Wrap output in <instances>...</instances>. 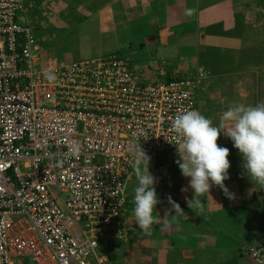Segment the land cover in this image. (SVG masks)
I'll return each mask as SVG.
<instances>
[{
  "label": "built area",
  "instance_id": "1",
  "mask_svg": "<svg viewBox=\"0 0 264 264\" xmlns=\"http://www.w3.org/2000/svg\"><path fill=\"white\" fill-rule=\"evenodd\" d=\"M25 1L0 0V264H110L129 235L130 150H176L172 120L197 111L207 72L144 82L116 55L43 58ZM248 251L261 264L264 240Z\"/></svg>",
  "mask_w": 264,
  "mask_h": 264
},
{
  "label": "crops",
  "instance_id": "2",
  "mask_svg": "<svg viewBox=\"0 0 264 264\" xmlns=\"http://www.w3.org/2000/svg\"><path fill=\"white\" fill-rule=\"evenodd\" d=\"M187 9L196 11L188 17ZM17 18L33 26L43 56L58 61L84 51L63 44L78 37L91 40L99 57L124 59L144 82H153L159 67L165 79L203 68L207 78L197 111L214 125L231 104L264 103V0H27ZM221 147L230 151V178L224 184L235 199L212 186L199 197L203 210L190 209L186 197L194 192L176 163L177 151L158 154L149 165L160 201L153 213L157 223L144 235L135 222L134 174L124 193L127 243H112L110 264H258L242 248L264 240V188L247 176L233 142ZM169 195L183 212H175ZM129 243L130 250L121 248ZM136 254L140 260L133 262Z\"/></svg>",
  "mask_w": 264,
  "mask_h": 264
},
{
  "label": "clouds",
  "instance_id": "3",
  "mask_svg": "<svg viewBox=\"0 0 264 264\" xmlns=\"http://www.w3.org/2000/svg\"><path fill=\"white\" fill-rule=\"evenodd\" d=\"M195 11L187 9L185 15L191 17ZM46 79L51 82L55 76L46 73ZM171 128L175 134L173 144L179 156L176 163L182 175L190 178L188 187L194 192L191 199L186 197L190 209L203 210L204 203L199 197L209 194L212 186L219 187L228 199H235V194L224 184L230 178V151L218 145L221 133L233 142V146L242 155L247 176L264 188V103L255 106L231 104L222 113L217 125L199 111L186 110L174 117ZM130 151L132 168L138 181L134 189L133 216L143 234L151 235L152 226L157 223L153 213L160 203L155 188L157 181L149 172L151 157L141 148L140 143ZM181 191L187 192L188 188H182ZM168 201L175 212H183L170 195Z\"/></svg>",
  "mask_w": 264,
  "mask_h": 264
},
{
  "label": "rangeland",
  "instance_id": "4",
  "mask_svg": "<svg viewBox=\"0 0 264 264\" xmlns=\"http://www.w3.org/2000/svg\"><path fill=\"white\" fill-rule=\"evenodd\" d=\"M91 27V26H90ZM78 30H79V28H78ZM78 30L77 29H74L73 31H72V34H77V32H78ZM91 33L92 34H96L97 32H95V30H94V28H92L91 27ZM138 34V33H137ZM136 36V35H135ZM74 39H72V38H70V37H68V38H65L64 39V42H63V44H65V43H69V45L72 43L73 45H74V47H71V49L73 50V51H76L78 48H80V49H83L84 51H82L80 54H73L72 53V55H71V53H67L68 55H66L65 57H64V59H62V60H60L59 62H61V63H69V62H72L73 60H81V59H91V58H96V57H99L98 55H97V49L95 48V47H93V45H92V41L90 40L89 42H87V41H85L84 39H82V38H78V37H73ZM92 38H94L95 39V36L94 35H92ZM136 40V39H135ZM97 41H98V39H97ZM132 47L134 46L132 43L130 44ZM42 46V45H41ZM68 46V45H67ZM66 46V47H67ZM93 49H95V51L96 52H94L93 51ZM67 58H70V59H67ZM73 58V59H72ZM159 154H161V153H159ZM151 158H154V157H156V156H158V154H154V155H149ZM157 192V191H156ZM125 197H127V195H125ZM128 198V197H127ZM129 206V205H128ZM129 208H130V206H129ZM260 240H262V239H260ZM258 241V242H262V241ZM130 245H131V243H129L128 245L126 244V245H124L123 247H121L122 249L124 248V247H126V249H131V247H130ZM129 249V250H130ZM247 251H248V248L247 247H244V248H242V252H244L245 254H247ZM120 252V251H119ZM118 252V253H119ZM118 253H116L115 255H114V258L115 259H117V260H119V254ZM129 254H130V257H132L133 256V253L132 252H129ZM132 255V256H131ZM249 257V256H248ZM132 259V258H131ZM134 259L135 260H133L132 259V261L133 262H136V260H140V256L138 255V254H136V255H134ZM264 259V256L262 255L261 256V260H263ZM143 264H147V263H143Z\"/></svg>",
  "mask_w": 264,
  "mask_h": 264
},
{
  "label": "trees",
  "instance_id": "5",
  "mask_svg": "<svg viewBox=\"0 0 264 264\" xmlns=\"http://www.w3.org/2000/svg\"><path fill=\"white\" fill-rule=\"evenodd\" d=\"M255 246H256V245H254L253 247H255ZM250 248H252V247H250ZM250 248H249V249H250ZM248 252H249V251H248Z\"/></svg>",
  "mask_w": 264,
  "mask_h": 264
}]
</instances>
